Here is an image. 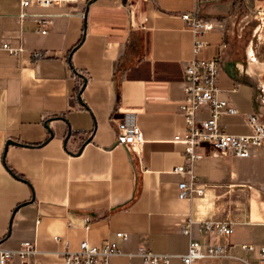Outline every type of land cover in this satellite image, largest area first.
I'll list each match as a JSON object with an SVG mask.
<instances>
[{
    "label": "crops",
    "instance_id": "crops-1",
    "mask_svg": "<svg viewBox=\"0 0 264 264\" xmlns=\"http://www.w3.org/2000/svg\"><path fill=\"white\" fill-rule=\"evenodd\" d=\"M88 4L29 6L21 17V0H0V249L31 242L38 250L27 263L16 256L10 264H64V253L84 241L118 243L121 253L111 264H146L142 248L170 255V264H186L182 257L192 238L228 249L226 257L193 264H263L264 143L242 158L201 147L206 156L195 172L208 185L206 193L181 199L179 184L187 177L174 169L187 158L173 138L184 129L185 65L194 58L220 57L221 97L240 113L224 115L222 129L251 134L242 114H259L264 122V93L245 64L231 58L228 29L235 11L256 12L264 4ZM196 10L215 29L195 35L182 15ZM44 19L52 21L46 34L40 29ZM196 40L206 45L195 55ZM5 42L21 43L24 51L12 55ZM247 54L256 61L253 48ZM126 113L138 115L141 146L118 141L117 120ZM207 117L204 111L197 115ZM242 184L251 186L249 201L232 205L230 187ZM211 221H234V233L200 231ZM190 224L192 233H184Z\"/></svg>",
    "mask_w": 264,
    "mask_h": 264
},
{
    "label": "built area",
    "instance_id": "built-area-1",
    "mask_svg": "<svg viewBox=\"0 0 264 264\" xmlns=\"http://www.w3.org/2000/svg\"><path fill=\"white\" fill-rule=\"evenodd\" d=\"M90 0H21L22 14L26 16V9L29 6L38 7H69L74 5L87 4ZM202 0H197L201 2ZM264 4V0H258ZM187 25L193 30L195 35L215 29V23L202 19L199 11L185 13L182 15ZM41 32L46 34L52 23L49 19L41 22ZM203 41H195L194 53H200L205 47ZM3 49L12 55H20L24 51L21 43L12 45L9 42L3 43ZM35 57H42L38 51L33 52ZM221 69L220 57L211 60H199L194 58L185 65V76L187 85L185 87V97L181 105L184 117V129L173 138L175 143L184 145L186 154V164L178 166L174 171L186 180L179 184V195L181 199H190L195 196H203L208 185L199 181V176L195 172V164L205 158L206 154L200 150L208 145L213 150L222 154H231L235 157H250L253 149L264 143V122L259 114H242L245 121L252 129L249 135H234L227 133L220 126L221 118L226 114H240L238 109L230 105L229 101L221 97L222 90L219 86V75ZM206 112L208 117L199 120L198 113ZM118 141L121 144H129L133 148L145 143V136L139 124L136 113H126L117 120ZM250 185L242 184L237 188L230 187L231 204L237 202L244 206L249 201L248 191ZM235 190V191H233ZM191 224L183 228V232L191 234ZM200 231L219 236H229L234 233V221H211L200 224ZM118 237L126 240V233H118ZM249 253H254L255 248L250 245L242 246ZM227 246L204 245L197 239H191L189 252L182 258L186 264H193L198 260L223 258L227 256ZM262 263L264 264V247L260 249ZM121 249L116 242H109L104 246H93L87 241L81 243L79 250L64 253V264H111V258L120 254ZM38 250L31 242L22 243L18 250L0 249V264H10L16 256H19L24 263L29 259L37 257ZM146 264H170V255L157 254L142 248L139 252Z\"/></svg>",
    "mask_w": 264,
    "mask_h": 264
},
{
    "label": "rangeland",
    "instance_id": "rangeland-1",
    "mask_svg": "<svg viewBox=\"0 0 264 264\" xmlns=\"http://www.w3.org/2000/svg\"><path fill=\"white\" fill-rule=\"evenodd\" d=\"M228 21L231 58L245 64L246 71L264 93V5L256 12L240 8ZM250 48L254 49L256 61L247 54Z\"/></svg>",
    "mask_w": 264,
    "mask_h": 264
},
{
    "label": "water",
    "instance_id": "water-1",
    "mask_svg": "<svg viewBox=\"0 0 264 264\" xmlns=\"http://www.w3.org/2000/svg\"><path fill=\"white\" fill-rule=\"evenodd\" d=\"M94 1H95V0H90L88 5H90V4L93 3ZM79 99H81V98L79 97ZM51 122H52V119L47 120L46 125H47L48 127H50ZM50 131H51V136H53V131H52V130H50ZM10 144H18V145H20V143H18L17 141H14V140H9V141H8V145H10Z\"/></svg>",
    "mask_w": 264,
    "mask_h": 264
}]
</instances>
